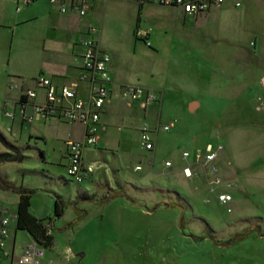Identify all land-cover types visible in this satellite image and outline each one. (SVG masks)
<instances>
[{"label": "rangeland", "instance_id": "1", "mask_svg": "<svg viewBox=\"0 0 264 264\" xmlns=\"http://www.w3.org/2000/svg\"><path fill=\"white\" fill-rule=\"evenodd\" d=\"M151 5L140 13L141 29L150 34L147 44L133 37L138 9L131 0H96L93 23L110 55V78L162 92L155 109L162 124L174 125L158 137L155 150L144 151L133 129L126 130L124 146L85 153L83 160L94 161L96 169L82 183L73 182L63 147L79 139L81 127L50 120L20 127L3 117L0 106V136L23 157L0 166V179L11 188L35 190L31 212L44 221L52 218L54 244L45 250L43 264H264V110L257 102L259 97L264 102V0H226L195 23L184 22L178 8ZM141 29L142 39L147 33ZM120 101L105 110L115 127L123 119L131 122ZM205 142L223 147L218 191L232 196L226 206L200 174L185 179L179 172L186 163L181 152L199 151ZM5 150L0 143V155ZM164 161L172 167L165 169ZM120 192L129 198L95 202ZM55 199L63 205L57 219ZM157 205L180 206L183 230L179 208L153 210ZM6 206L11 222L16 206L11 200ZM16 233L13 262L19 264L16 258L32 241ZM243 233L248 234L242 241L220 247ZM58 253L64 257L58 259Z\"/></svg>", "mask_w": 264, "mask_h": 264}, {"label": "built area", "instance_id": "2", "mask_svg": "<svg viewBox=\"0 0 264 264\" xmlns=\"http://www.w3.org/2000/svg\"><path fill=\"white\" fill-rule=\"evenodd\" d=\"M32 0H25L28 4ZM57 7L61 14L73 11L80 17H85L90 10L87 1L67 5L65 0H49ZM141 3L153 4L161 7L178 8L183 14L196 17L213 8L221 7L225 0H140ZM235 3V7H239ZM98 28L89 26L85 37L79 42L80 46V74L77 81L56 86L52 81L39 75L33 80L34 87H24L19 84H10L9 92L16 93V98L7 100L3 108V117L9 121L19 120L23 125L33 122L58 121L69 124H79L83 127L84 142L68 140L65 142V172L66 175L77 183L88 179L95 170L92 163L83 160V149L94 147L97 144V134L100 128V118L105 102L111 92L109 86L111 78L108 67L110 56L102 51L96 40ZM137 36L140 33L137 32ZM143 36L142 38H144ZM88 85L86 98L78 94L79 83ZM38 91L42 92V100H37ZM117 97L128 103H136L145 110L158 100L157 94L147 88L135 84L119 86ZM259 109L264 110V102L257 98ZM173 123L159 124L151 127L143 122L137 129L138 142L144 151L153 149L157 132H169ZM221 144H205L199 151L189 152L183 150L181 159L186 162L181 172L186 179H192L195 174H200L215 195L216 201L223 206L232 202V196L226 191H218L222 186V178L218 166V157L222 152ZM166 168L171 167V162L164 163ZM139 171L141 168H134ZM7 208L0 205V258L5 256V244L9 238V219ZM44 249L34 242L24 246L18 258L19 264H43Z\"/></svg>", "mask_w": 264, "mask_h": 264}, {"label": "crops", "instance_id": "3", "mask_svg": "<svg viewBox=\"0 0 264 264\" xmlns=\"http://www.w3.org/2000/svg\"><path fill=\"white\" fill-rule=\"evenodd\" d=\"M24 1L25 0H0V91L2 90V93L0 94V106H1L2 115H3V107L6 104L7 100H13L16 98V93L9 92L7 88L9 87L10 84H13L14 82H18L19 85H23L24 87L33 88L34 87L33 80L39 75H43L49 78L52 81V83L56 86L77 81L80 74L79 42L85 37L86 31L89 26H94L98 28V26L93 23L94 4L96 0H65L67 5L71 3H80L82 1H87L90 5V10L85 17H80L73 11H67L65 14H61L58 12L57 7L52 5L49 2V0H32L28 4H25ZM101 1L106 2L107 0H101ZM131 2L135 4L138 11H140V13L144 9V6L148 5L146 3H141L140 0H131ZM157 7L159 8V10H164V11L168 9H174V8H165L159 6ZM180 12L184 22L186 21V19L192 18L195 23L199 19L198 16L190 17L183 14L181 10ZM159 13H161V11ZM208 13H210V11H208ZM136 21L134 25H136ZM141 24H142V18L140 16V21L138 24L139 29H141ZM132 28L133 30L132 29L131 30L133 34L135 26ZM140 31H142L144 34L147 33L146 34L147 41L149 42L150 34L142 29ZM96 40L99 48L102 51L108 53L100 43L99 28H98V34L96 36ZM150 47L153 48L151 45ZM110 67H111V59L108 67L109 75H110ZM120 85H123V83L115 79L112 80L111 78V84L109 86L111 95L103 106L101 118L99 121L100 128L97 134V138H98L97 144L94 147H87L83 149V155H85V153L96 147H101L104 149L108 145H113V144L116 146V148H120L121 146H124V143L126 141L125 140L126 135L124 131L126 130L129 131L130 129L131 130L133 129L132 131H134V135L138 140L137 129L140 126V124H142L143 122H147L151 127H155L159 124H162L160 118V112L158 109L157 110L155 109L156 104L159 103V101L161 100L162 92L158 91L157 89L142 86L144 88L154 91L158 96V100L155 103L148 106L145 110H142L136 103L131 104L126 102L125 100H121V101L118 100L116 94L119 90ZM135 85H139V84H135ZM87 89H88V85L86 83L83 82L79 83L78 94L81 97L86 98ZM37 100L38 101L42 100L41 91H38ZM119 101L120 104L126 110H128V114L129 112L131 113V115L129 114L130 117L127 118L131 122L129 121L126 122L124 119L122 120L121 118L122 121L119 122L120 124L118 123L119 124L118 127H115L114 123L110 122V117H108L109 114L106 113L105 110L108 106H111L113 103ZM135 114L137 116H134ZM102 117H105L106 120H104ZM132 117H136V119L134 120V118ZM11 122L18 123L20 127L24 126L19 120H14ZM54 122L66 123V122H58V121H54ZM74 125L81 127V132H79L78 135H76L79 139L74 141L84 142L83 127L79 124H74ZM114 127L118 129L119 131L118 135L115 133L116 131L114 132V130H112V128ZM8 132L11 134V129H8ZM122 133H124V135ZM162 133L165 132L162 131L157 132L154 140L153 149L151 151H148L149 153H152L155 150L157 139ZM13 135L16 136L15 133H13ZM207 143L210 142H205L204 145ZM63 152H64L63 156L65 158V147H63ZM6 153L7 151L5 150L4 154ZM165 162L167 161H164V163ZM217 162L219 166V157ZM86 163H92L96 169V163H94V161L87 162L86 160ZM3 164H12V163L10 162L2 163L0 164V166H2ZM185 164L180 167L179 172L181 174H182L181 168L185 166ZM163 167L165 169L171 168L172 162H171V167L166 168L164 164ZM4 193L5 192H2L0 190V205L4 208H7L6 205L9 204V200H11L12 204L16 206V210H17L18 196L14 198H9V196L4 195ZM16 210H15L14 220L11 222L9 221L10 235L8 240L10 241L7 240L5 244L4 253L6 255L1 256L0 264H14L13 253L16 244L15 243L17 236L16 231H18L16 230V217H17ZM26 235L27 237L29 236L27 233ZM28 238L30 239V241L33 242V240L30 237ZM61 257L64 256L58 253L57 258L61 259ZM18 258L19 256L16 259L18 260ZM66 258L72 260V257L70 255L66 256Z\"/></svg>", "mask_w": 264, "mask_h": 264}, {"label": "trees", "instance_id": "4", "mask_svg": "<svg viewBox=\"0 0 264 264\" xmlns=\"http://www.w3.org/2000/svg\"><path fill=\"white\" fill-rule=\"evenodd\" d=\"M140 10V9H139ZM139 21H140V11H138V15H137V21H136V25L133 31V36L135 41L138 40H142L143 42H145V44H147V36H145L144 38H139L136 34L138 32L139 29ZM0 143L1 145L8 151V153L6 154H2L0 155V164L2 163H20L23 159V157L21 156V154L13 149L12 147L8 146L6 144V142L2 139V137L0 136ZM0 190L1 191H8L10 190V192L16 194L18 196V203H17V210H16V230L18 231H23L25 233H27L29 235V237L33 240V242L35 244H37L39 247L43 248L44 250H49L53 247L54 244V237H53V226H52V218H47L46 221L37 218L30 210V199L32 197V195L35 193V190H28V189H15V188H11L8 186L7 183L3 182L0 179ZM129 198L127 197L124 193L120 192V193H112V194H107L104 195L102 200H96L93 197H86L84 198L85 200L88 201H95V202H107L109 200H113L115 198ZM132 204H134L133 201H131ZM74 205V204H73ZM166 208V209H178L179 208V230L182 231L184 228V217H183V212L181 211V207L180 206H169V205H157L154 206L152 209H157L158 207H162ZM75 209V208H74ZM86 214V213H84ZM63 215V205L60 202L59 199H55L54 201V209H53V218L57 219L60 218ZM80 217H82V215H80ZM256 230L257 232H259V230L257 228H253L250 231H254ZM248 234V233H247ZM246 233L244 234H238L235 235L234 237H232L230 240H228L227 242L220 244V247L222 248H228L234 244H236L237 242H240L243 240V238L247 235ZM190 238L193 241H202L203 237H197V236H193L190 235ZM213 245L219 246L217 245L214 240L210 239L209 240Z\"/></svg>", "mask_w": 264, "mask_h": 264}, {"label": "water", "instance_id": "5", "mask_svg": "<svg viewBox=\"0 0 264 264\" xmlns=\"http://www.w3.org/2000/svg\"><path fill=\"white\" fill-rule=\"evenodd\" d=\"M80 256H81L80 254L77 255V257H80Z\"/></svg>", "mask_w": 264, "mask_h": 264}]
</instances>
